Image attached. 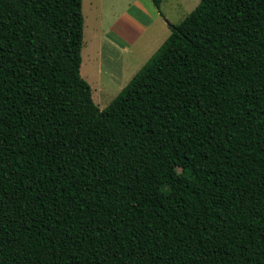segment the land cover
<instances>
[{
	"label": "trees",
	"instance_id": "trees-1",
	"mask_svg": "<svg viewBox=\"0 0 264 264\" xmlns=\"http://www.w3.org/2000/svg\"><path fill=\"white\" fill-rule=\"evenodd\" d=\"M83 36L0 0V264H264V0H200L104 109Z\"/></svg>",
	"mask_w": 264,
	"mask_h": 264
},
{
	"label": "rangeland",
	"instance_id": "rangeland-1",
	"mask_svg": "<svg viewBox=\"0 0 264 264\" xmlns=\"http://www.w3.org/2000/svg\"><path fill=\"white\" fill-rule=\"evenodd\" d=\"M134 1L83 0L84 36L82 57L86 61L82 62L81 73L86 80L87 70L83 64L87 65V55H90V62L94 64L95 68L93 69L95 71L101 69V73L107 75L106 70L114 68L109 62V57L113 54L117 56L120 51L112 44V41L118 43L117 45L121 47L126 45L125 41H128L118 33L117 28H120V26L125 27L128 18L133 16L143 20L148 26L144 34L131 46L132 49H129L134 51L133 54L139 57V62L144 64L170 35L171 26L179 24L198 5L200 0H163L161 6L164 18L158 15L153 0H141L149 9L147 15L140 12L133 5ZM126 50H123L118 62L119 71L125 76L124 79L130 75L129 70H132L131 64L129 66L130 56ZM98 89L94 87L93 99L99 108L104 109L116 96L117 90L111 91L109 94Z\"/></svg>",
	"mask_w": 264,
	"mask_h": 264
},
{
	"label": "crops",
	"instance_id": "crops-1",
	"mask_svg": "<svg viewBox=\"0 0 264 264\" xmlns=\"http://www.w3.org/2000/svg\"><path fill=\"white\" fill-rule=\"evenodd\" d=\"M133 5L136 6V8L140 12H142L143 14L147 15L149 13V9L147 8V5L144 4L141 0H135L133 2ZM157 10H158V15L161 18H164L163 17L164 16L163 12H160L158 8H157ZM161 11H162V6H161ZM125 23L127 25L125 27L120 26V28H117V31L128 42L125 41L126 45L121 47V46L117 45L118 43L112 41V44H114L117 48H119L120 52L117 54V56H116V54H113V56L109 57V62H111L112 66H114V68H111V69L109 68L108 70H106L107 71V75H105L104 73L102 74L101 73V69H100V71L97 70V69L95 71L93 69V68H95L94 64H92L90 62V55H87V57H86L87 58V65L84 63L83 66L86 67L87 71H86L85 77L87 78L88 82L91 84L92 91H94V87H97V88H99L98 90L105 91V92H107L109 94H110L111 91L117 90V94H116V96H117L119 94V92L134 77V75L140 70V68L147 62L146 61L144 64H141L139 62V57L136 54H133L134 51L129 50V49H132L131 46L134 43H136V41L147 30V27H148L147 24L145 22H143V20H140V19L135 18L133 16H131V18H128V21H126ZM171 29H172V26H171ZM123 50H126L128 55L130 56L129 66L131 64V68H132V70H131L130 67H129L130 70L129 69L128 70L130 71V75L128 77H126V79H124L125 76L119 71L120 68L118 67V62L120 60V55L123 53ZM131 60H132V62H131ZM83 61H84V59H83ZM85 61H86V59H85ZM136 67H138V68H136ZM109 78H111V79H109Z\"/></svg>",
	"mask_w": 264,
	"mask_h": 264
}]
</instances>
